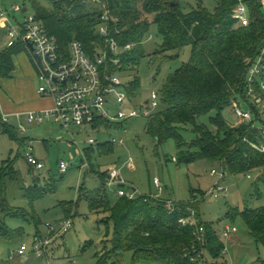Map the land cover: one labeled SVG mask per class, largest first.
<instances>
[{"label":"trees","instance_id":"obj_1","mask_svg":"<svg viewBox=\"0 0 264 264\" xmlns=\"http://www.w3.org/2000/svg\"><path fill=\"white\" fill-rule=\"evenodd\" d=\"M47 1L51 3L49 7L34 0L35 16L42 21L49 34L56 36L62 47L66 48L72 40H78L94 54L96 48L105 42L97 31V26L103 21V10L99 11L92 2ZM239 3L240 0H220L214 11L200 7L186 13H183L179 0H110L108 8L115 19L109 26L111 36L122 47L130 42L135 44L121 55L119 67L121 76L134 74L133 79L126 83L130 101L141 87L136 68L145 55L143 42L153 25L161 36L160 49L156 54L180 52L187 45L193 46L191 60L176 69L157 91L160 106L146 117L147 132L158 144L171 139L176 141L178 163L206 158L222 160L228 172L235 175L264 168V154L250 143L264 140L261 131L252 128L251 124H231L223 116V112L243 94L241 85L248 58L255 56L264 46V11L261 5L253 0L246 1L250 22L243 26L235 16ZM25 50L18 44L0 51V83L12 76L16 67L14 56ZM27 52L33 61L31 53ZM212 112L215 114L209 119L215 131L199 121ZM189 125L193 126L194 135L190 141L180 132L182 127ZM2 127H8L11 137L17 135L11 124ZM114 146L111 141L99 144L97 153L113 151ZM93 147L84 149L88 160L95 151ZM89 166L96 172L92 164ZM31 170L34 172L33 168ZM108 173L109 170L100 171V174L96 172L100 186L89 189L85 184L80 188L79 200L66 207V214L72 217L73 211L87 200L90 212L99 217L106 215L100 219L106 228L102 250L105 258L117 252L133 250L136 260L192 264L187 255L195 242L193 228L182 226L179 219L188 214L186 207L194 203L178 202L181 209L169 213L165 208V198H153L147 194H139L133 199L119 196L114 201L108 195ZM18 178L21 175L13 162L8 161L0 167V240H10L22 234L8 227L10 217L39 222L35 214L31 215L25 208L12 206L7 201V184L9 180L17 181ZM40 181L38 177L31 185L21 183L23 197L31 203L47 192ZM198 205L194 204L196 209ZM238 214L248 224L252 235L264 245V206L243 211L234 208L227 215L235 218ZM203 224L206 226L209 256L216 259L222 254L224 244L213 226Z\"/></svg>","mask_w":264,"mask_h":264},{"label":"rangeland","instance_id":"obj_2","mask_svg":"<svg viewBox=\"0 0 264 264\" xmlns=\"http://www.w3.org/2000/svg\"><path fill=\"white\" fill-rule=\"evenodd\" d=\"M49 7L47 0H36ZM92 2L99 11L104 10L103 0H85ZM220 0H179L183 13L190 12L200 7L214 11ZM246 3L247 0H242ZM8 7L21 5L28 10L19 14L18 18L26 19L35 16L34 0H3ZM114 20V19H112ZM7 24L0 18V51H5L8 41L6 33ZM153 38H150V35ZM161 36L154 25L143 42L142 50L145 55L141 57L137 66V75L140 76L141 87L137 96L124 104L122 108L140 109L144 102L151 99L153 91H160L168 81L171 74L191 59L192 45H187L180 52L157 53L160 49ZM15 70L10 78L0 83V100L2 107L9 112L37 110L49 106L51 100L38 93L41 80L38 71L31 61L28 52L21 51L14 56ZM134 74H127L124 81L132 80ZM247 108L245 103H242ZM232 106L223 112V116L231 124H235L240 118L234 116ZM111 113H116L119 107L113 105L108 108ZM200 118L201 123H206L214 131L210 123V115ZM144 118H129L119 123L113 122L107 128L102 127L98 132L86 128L79 134L67 133L57 123L46 122L41 125L26 123L23 116L20 123L26 126V131H21L18 119L12 118L10 123L17 130V135L11 137L8 127L0 126V167L6 162H13L15 169L20 172L21 178L8 182L6 193L7 201L12 206L21 207L37 216L38 223L34 220H21L8 218L7 225L21 235L10 240H0V264H159L152 260H136L134 252L121 251L105 258L103 247L105 244L106 228L100 217L90 212L87 200L73 211V216L66 214V207L77 202L80 196V188L86 184L89 189L100 186L96 172L107 171L111 167H118L121 179L127 189L136 188L139 194L152 195L158 193L155 178H158L163 186L161 198L172 199L175 202H191L193 193L201 195L209 191L218 182V176L211 175L213 169L221 172L224 165L221 161L210 159H197L190 163L174 161L179 156L176 141L173 139L160 143L147 132V121ZM192 125L182 127L180 132L190 141L194 137ZM97 140L94 152L90 160L84 158L80 149L84 151L89 146L88 139ZM114 138L123 139L124 145H115L114 149H108L106 153H97L98 144H104ZM23 141V142H22ZM45 141L46 144H45ZM32 148L33 154L44 163L43 170H31L26 160V152ZM112 151V152H111ZM65 161L70 164V170L62 173L60 163ZM133 162V167L129 163ZM92 164L96 172L84 164ZM250 175L251 178L247 176ZM41 178L40 184L47 192L39 200L30 202L23 197L22 184L31 185L35 178ZM222 182L228 187V191L221 198L213 196L199 197L197 209L203 223L223 233L229 225L236 227L228 237H222L224 248L220 257L213 259V264H264V245L252 235L248 224L240 214L235 218L227 214L234 208L239 211L246 208L264 206V168L253 169L247 173L232 174L226 172ZM37 185V184H36ZM50 189V190H49ZM118 185L108 187V195L115 201ZM193 191V192H192ZM73 221L71 230L64 233L63 223L70 219ZM53 226L54 229H50ZM220 234V235H221ZM52 239V247L47 254L41 257L34 252L36 239ZM110 237L109 239H111ZM21 244H26L29 249L25 256H19L17 251ZM107 244L111 246L110 242ZM11 254L13 256L11 257Z\"/></svg>","mask_w":264,"mask_h":264},{"label":"built area","instance_id":"obj_3","mask_svg":"<svg viewBox=\"0 0 264 264\" xmlns=\"http://www.w3.org/2000/svg\"><path fill=\"white\" fill-rule=\"evenodd\" d=\"M261 5L264 11V0H253ZM104 10L102 14V22L97 26V31L103 36L104 41L101 46L96 48V52L91 54L84 43L78 40H72L66 48L62 47L56 36L47 32L42 21L36 16H29L26 19L18 18L19 14L27 11L21 5H12L8 7L3 0H0V18L7 24V46L13 47L21 44L23 48L31 53L32 59L38 71V78L41 84L38 93L44 97L53 99L52 107L44 110L29 111L26 113L16 114L19 120L21 131H26V126L20 123L23 116L26 118L27 124L41 125L46 122H54L60 125L67 133L72 135L79 134V129L85 131L86 128L98 132L102 127L107 128L113 122H121L129 118H144L153 114L159 108V92L153 91L151 99L147 100L140 109H124V104L130 101L129 91H127V82L124 76H121L119 69L121 65V55L127 50L132 49L135 44L127 43L120 46L115 37L111 36L109 31L110 22L113 18L109 11L110 0H103ZM235 16L240 24L247 26L250 22V12L248 5L240 0L235 11ZM115 21V19L113 20ZM152 38V36H151ZM31 43L34 50L29 47ZM39 55V59L37 57ZM241 88L243 94L240 98L234 100L232 111L234 116L240 118L236 124H251L252 128L260 130L264 136V46L253 57L247 60V70ZM247 105V108L242 106ZM119 107L116 113H111L109 106ZM12 116L0 112V126L10 123ZM245 141H249L245 138ZM89 146L97 145V140L88 139ZM111 143L124 145L123 139L114 138ZM251 145L264 154V140L258 142L252 141ZM101 144V143H99ZM98 144V146H99ZM80 153L86 158V153L80 149ZM176 157L174 161H176ZM26 160L33 169L43 170L44 163L35 156L32 148L26 152ZM71 163L65 161L60 163L62 173L69 172ZM89 166L88 163L84 164ZM130 168H134L133 162L129 164ZM224 165V164H223ZM228 170L226 166L221 172L213 169L211 175L218 176L216 182L209 191L202 193L203 198L215 197L221 198L222 194L228 191V187L222 182ZM118 167H111L106 179L107 186L118 185L117 195L120 197L137 198L139 192L136 188L127 189L122 186L124 181L120 178ZM251 178L250 175L247 176ZM158 188V193L150 195L153 198L161 199L163 186L158 178L154 179ZM194 192V204H199L198 200L201 196ZM187 206V215L179 219V223L184 227L193 228L194 245L187 255L192 264H212L208 251V241L206 226H204L199 211L194 206ZM178 202L172 199H166L165 208L169 213H175L181 209ZM73 221L67 219L63 223L62 230L68 233L71 230ZM50 229H54L50 226ZM234 226H226L223 230L222 237H228L232 232H236ZM52 239H43L40 237L34 242V252L39 257L47 254L51 248ZM29 247L22 244L17 253L19 256H25ZM226 248L223 249V252ZM13 254H11V257Z\"/></svg>","mask_w":264,"mask_h":264},{"label":"crops","instance_id":"obj_4","mask_svg":"<svg viewBox=\"0 0 264 264\" xmlns=\"http://www.w3.org/2000/svg\"><path fill=\"white\" fill-rule=\"evenodd\" d=\"M32 61V60H31ZM33 62V61H32ZM35 64V63H34ZM36 66V65H35ZM3 81H5V80H3ZM2 81V82H3ZM1 98V97H0ZM47 98V97H46ZM50 100H51V104L49 105V106H46V107H43V108H39V109H37V110H44V109H48V108H50V107H52V105H53V99H51L50 98ZM37 110H30V111H37ZM0 112L1 113H4V114H9L10 116H12V118H15L17 115L16 114H18V113H26V112H29V111H22V112H17V113H12V112H9L8 110L6 111L3 107H2V105H1V100H0ZM25 117V116H24ZM46 142L47 141H45V144H46ZM41 159V158H40ZM42 160V159H41ZM28 163V162H27ZM167 199V198H166ZM228 226V225H227ZM219 233V235L221 234L220 232H218ZM222 238V234L220 235V239ZM52 242V241H51ZM22 245V244H21ZM51 245V247H52V243L50 244ZM227 248V247H226ZM228 250V249H227ZM226 250V251H227ZM226 251H224V252H226ZM223 253V252H222ZM29 259V257L28 256H24V258H23V260L24 261H26V260H28ZM210 259H211V257H210ZM211 262H212V260H211Z\"/></svg>","mask_w":264,"mask_h":264},{"label":"water","instance_id":"obj_5","mask_svg":"<svg viewBox=\"0 0 264 264\" xmlns=\"http://www.w3.org/2000/svg\"><path fill=\"white\" fill-rule=\"evenodd\" d=\"M26 9H27V8H25V10H26ZM28 44H29V47H30L32 50H34L32 44H31L30 42H29ZM37 57H38V59H39V55H37ZM122 186L125 187V184H122Z\"/></svg>","mask_w":264,"mask_h":264}]
</instances>
